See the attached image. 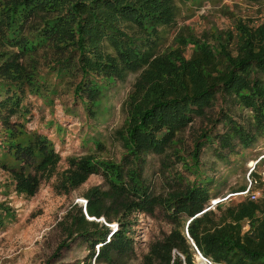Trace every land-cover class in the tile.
<instances>
[{"label":"trees","instance_id":"1","mask_svg":"<svg viewBox=\"0 0 264 264\" xmlns=\"http://www.w3.org/2000/svg\"><path fill=\"white\" fill-rule=\"evenodd\" d=\"M202 2L0 0V169L26 197L55 174L54 189L64 194L102 175L103 185L84 194L86 213L73 203L63 219L65 235L87 243L86 264H113V254L132 252L134 215L156 209L172 228L150 242L141 264H196L198 251L212 264H264V191L258 200L208 208L219 190L214 160L203 159L209 153L224 168L232 162L227 169L246 170V150L264 139V14L232 15L223 30L174 31L182 8ZM130 73L136 76L121 105L123 124L111 131L120 157L72 155L57 172L61 156L52 140L66 130L53 115L55 101L65 120L83 121L78 140L101 149L109 92ZM34 106L53 115L45 124L53 137L27 128ZM196 118L201 123L193 127ZM149 154L166 172L163 194L147 182ZM254 170L249 178L260 187ZM14 218L13 207L0 202V228Z\"/></svg>","mask_w":264,"mask_h":264},{"label":"rangeland","instance_id":"2","mask_svg":"<svg viewBox=\"0 0 264 264\" xmlns=\"http://www.w3.org/2000/svg\"><path fill=\"white\" fill-rule=\"evenodd\" d=\"M185 8H182V14L178 17L174 31L178 30L179 27L186 26L192 27L194 32L200 34L211 28L212 25L217 26L220 30L227 29L231 25L232 15L240 16L242 19H257L264 14V0H206L199 6ZM135 76V74L130 73L125 81L118 82L109 92L113 108L108 119L102 122L99 127L101 133L99 138L102 141L101 149L99 147L94 148V145L85 146L81 140H78V133L81 131L80 127L83 121L79 118L65 120L64 108L59 104V100L55 101L53 115L60 118V123L66 130L62 136L52 140L55 150L61 156L57 165V172L67 167V158L72 155L80 156L93 151L95 155L101 157L110 159L120 157V145L116 139L114 141L111 139V131L123 124L125 113L121 105L129 93ZM31 102L34 103V99H31ZM220 105V101H218L215 103V108H220ZM32 114L26 124L27 128L45 133L49 138L53 137L54 131L46 128L45 125L53 116L49 114V109L44 107V110L40 111L34 106ZM243 114H246L245 111ZM200 123L201 120L196 118L192 126H199ZM188 129L182 134L186 136ZM246 151L244 159L246 170L237 167L227 169V166H230L232 162L224 168L222 167L223 163L216 160L214 156L209 153L204 154L203 159L205 161L214 160L216 168L214 175L219 190L217 196H228V194L234 193L235 188L248 183L247 174L250 161L255 166L254 171L258 175L262 174L264 162H257L261 157L264 158V139H259L253 148ZM160 161L159 156L149 154L144 170L147 182L152 185L153 191L163 194L166 189L163 185L166 183L164 177L166 172L162 174ZM56 177L55 174L50 180L42 181L37 193L31 197H26L15 192L9 174L0 169V202H6L13 207L15 212V218L5 227L0 228V264H86L88 262L87 243L80 237L69 239L64 233L63 219L73 203L79 204L84 211L87 204L84 198L85 192L92 186L103 185V177L101 174H92L69 194L59 193L54 189ZM253 190H259L261 195L264 191V181L260 187L253 186ZM232 200L237 201L239 197L230 196L225 202L228 203ZM134 216L132 252L118 257L113 254V264H141L143 255L149 250L150 242L162 238L172 228V224L167 222L163 212L159 209L149 215L136 213ZM86 217L89 219V216L86 215ZM103 221L106 222L105 219ZM108 225L112 229L117 228L116 222L108 223ZM62 241L69 245L57 249ZM198 260L200 261L201 258L197 252L195 255L196 264ZM90 262L95 264L93 260ZM100 264L112 263L103 262Z\"/></svg>","mask_w":264,"mask_h":264},{"label":"built area","instance_id":"3","mask_svg":"<svg viewBox=\"0 0 264 264\" xmlns=\"http://www.w3.org/2000/svg\"><path fill=\"white\" fill-rule=\"evenodd\" d=\"M249 166H250V168H249V171L247 174V182L248 183H247L246 187L244 188V190L228 194V196H225V197L217 196L215 198H212L210 203H209L208 208L213 209L215 207V205H217L218 203H221V202H225L226 200H228V198H230V196H236L239 198L246 197V198H249L251 200H258L259 199L260 191L259 190H256V191L253 190V186H257L259 184V182H257V180L249 178V173L254 169L255 166H254V164L249 165ZM259 175H260L259 180L261 182L264 181V170H263L262 174H259ZM207 262L210 263L208 260H207Z\"/></svg>","mask_w":264,"mask_h":264},{"label":"water","instance_id":"4","mask_svg":"<svg viewBox=\"0 0 264 264\" xmlns=\"http://www.w3.org/2000/svg\"><path fill=\"white\" fill-rule=\"evenodd\" d=\"M86 206V205H85ZM84 212L86 213V211H85V208H84ZM87 215V214H86ZM88 216V215H87ZM89 219H93V220H96V221H103L104 219L101 217V218H99V219H96L95 217H89ZM198 254H199V257L203 260V262L205 263V264H212V263H208V262H206L207 261V259L198 251ZM197 264H201V262L198 260V262H197Z\"/></svg>","mask_w":264,"mask_h":264},{"label":"bare ground","instance_id":"5","mask_svg":"<svg viewBox=\"0 0 264 264\" xmlns=\"http://www.w3.org/2000/svg\"><path fill=\"white\" fill-rule=\"evenodd\" d=\"M253 164V162L252 161H250V163H249V165H252ZM200 262H201V264H205L204 262H203V260L201 259L200 260ZM207 262V261H206Z\"/></svg>","mask_w":264,"mask_h":264}]
</instances>
